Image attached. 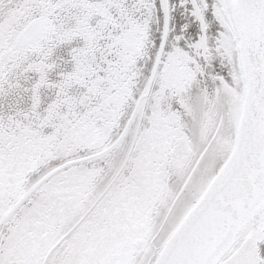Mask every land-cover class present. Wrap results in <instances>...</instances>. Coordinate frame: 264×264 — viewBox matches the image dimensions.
Returning <instances> with one entry per match:
<instances>
[{
  "label": "snow or ice",
  "instance_id": "6c2138e0",
  "mask_svg": "<svg viewBox=\"0 0 264 264\" xmlns=\"http://www.w3.org/2000/svg\"><path fill=\"white\" fill-rule=\"evenodd\" d=\"M0 264H264V0H0Z\"/></svg>",
  "mask_w": 264,
  "mask_h": 264
}]
</instances>
